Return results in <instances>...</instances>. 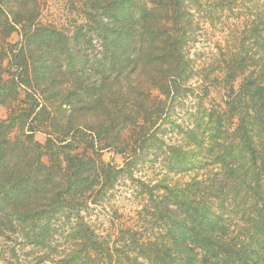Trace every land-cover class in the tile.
<instances>
[{
    "label": "trees",
    "instance_id": "1",
    "mask_svg": "<svg viewBox=\"0 0 264 264\" xmlns=\"http://www.w3.org/2000/svg\"><path fill=\"white\" fill-rule=\"evenodd\" d=\"M30 1L0 0V105L10 109L0 120V237L18 233L53 252L35 264H264V0L210 2L218 10L236 5L247 20L236 30V52L221 61V101L185 128L182 144L166 147L169 166L139 181L159 204L164 234L141 239L132 255L82 213L95 188L113 189L139 152L131 149L123 168L94 155L116 128L138 130L143 145L155 137L166 101L194 74L186 26L200 0H80L85 21L71 39L89 28L100 47L89 80L66 35L37 22ZM19 26L29 64L23 46L5 49ZM19 86L25 98L12 106ZM37 94L64 106L61 126ZM17 126L27 134L11 139ZM41 126L51 131L44 143L34 139Z\"/></svg>",
    "mask_w": 264,
    "mask_h": 264
},
{
    "label": "rangeland",
    "instance_id": "2",
    "mask_svg": "<svg viewBox=\"0 0 264 264\" xmlns=\"http://www.w3.org/2000/svg\"><path fill=\"white\" fill-rule=\"evenodd\" d=\"M79 1L31 0L30 2L31 8L37 11V22L42 25H51L66 35L67 39L64 41L70 45L82 65H85L86 62L82 74L89 80L93 78V73L89 69L97 59L100 47L89 28L87 32L83 33L84 37L71 39L74 28L84 24L85 21L83 14L77 9L81 7ZM211 1L200 0V5H195L190 11L193 18L186 26V50L192 61L194 74L172 100L166 101L165 115L162 120L155 123V137L143 145L139 143L138 130L119 134L118 128H116L102 134L101 148H105L99 154L94 155L96 159L101 158L105 163L123 168L124 158L127 157V154H130L133 149L139 152L130 172L126 171L123 176L115 180L113 189L100 191L99 187L95 188L93 197L86 200L83 205L82 213L85 220L97 229V232L103 236L108 235L111 243L123 247L129 255L139 253L141 239L145 237L158 238L164 234L160 213L155 209L159 204L155 202V197L152 200L149 199L145 192L146 188L141 186L139 181L154 179L158 170L165 169L164 167L170 165L166 147L182 144L185 128L199 123L200 120L206 121L205 116L209 111L215 109V105L221 101L224 93L221 61L224 55L236 52V30L242 29L247 18L244 10L236 11V5L231 6V9L218 10L214 4L210 3ZM22 33L19 26L6 40L5 49L10 48L9 46L13 49L23 46L29 64V55ZM31 67L32 65H30ZM14 70L12 69V72ZM6 74L8 77V73ZM135 80L136 77L132 76L128 78V82H125L124 85L128 87L127 91L130 90L132 82ZM44 85L51 90L46 83ZM142 86L148 88L145 83ZM59 91L64 92L65 88L59 86ZM25 93L26 88L19 86L17 102L12 106L21 103L25 98ZM151 93L157 95L158 92L153 89ZM49 94L47 95L49 96ZM49 97L50 100L45 104L37 94V101L39 105H47L49 120L61 126L59 120L62 117L66 118V115L61 112L64 106L59 110L55 109L56 100ZM155 108L156 106L153 109ZM9 113L10 109L7 106L0 105V120L7 119ZM48 124L49 122L45 121L41 125ZM25 130V127L17 126L12 131L10 138L16 139L26 135L27 131ZM46 132L51 131H46L44 126H41L39 131L35 132L34 139L39 143H44L47 138ZM106 144L112 146L106 148L103 146ZM43 159L46 161L47 158ZM58 234H60L59 230ZM55 239L59 242L62 241L59 237ZM30 242V239H26L18 233L3 234V237H0V264H35L39 258L40 260L46 259L49 253H53L48 249L32 247ZM139 262L147 264L141 258Z\"/></svg>",
    "mask_w": 264,
    "mask_h": 264
}]
</instances>
